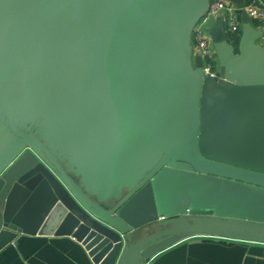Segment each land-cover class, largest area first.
<instances>
[{
  "label": "water",
  "instance_id": "water-1",
  "mask_svg": "<svg viewBox=\"0 0 264 264\" xmlns=\"http://www.w3.org/2000/svg\"><path fill=\"white\" fill-rule=\"evenodd\" d=\"M237 7L244 0H229ZM208 0H0V250L71 236L93 264L191 237L264 244V25Z\"/></svg>",
  "mask_w": 264,
  "mask_h": 264
},
{
  "label": "crops",
  "instance_id": "crops-1",
  "mask_svg": "<svg viewBox=\"0 0 264 264\" xmlns=\"http://www.w3.org/2000/svg\"><path fill=\"white\" fill-rule=\"evenodd\" d=\"M264 3V0H244ZM222 28L226 39L236 45L240 30ZM239 17V13H238ZM259 28L264 24H253ZM264 44V40H263ZM0 264H93L82 245L71 236L19 234L0 250ZM154 264H264V244L215 237H191L179 241L155 257Z\"/></svg>",
  "mask_w": 264,
  "mask_h": 264
},
{
  "label": "built area",
  "instance_id": "built-area-1",
  "mask_svg": "<svg viewBox=\"0 0 264 264\" xmlns=\"http://www.w3.org/2000/svg\"><path fill=\"white\" fill-rule=\"evenodd\" d=\"M242 9L249 20L264 24V3L254 1L237 7L229 0H208L206 11L193 24L190 33L191 58L194 56L200 58V69L203 76L213 77L217 67L215 60L210 58L213 50L207 28L215 16L220 15L222 17L224 15L227 30L229 33L235 34L240 28L238 13Z\"/></svg>",
  "mask_w": 264,
  "mask_h": 264
},
{
  "label": "trees",
  "instance_id": "trees-1",
  "mask_svg": "<svg viewBox=\"0 0 264 264\" xmlns=\"http://www.w3.org/2000/svg\"><path fill=\"white\" fill-rule=\"evenodd\" d=\"M253 22L254 25H256L258 22L254 21V20H251Z\"/></svg>",
  "mask_w": 264,
  "mask_h": 264
}]
</instances>
